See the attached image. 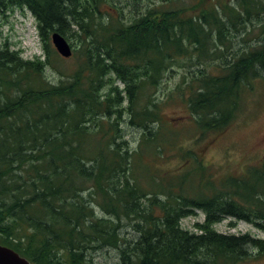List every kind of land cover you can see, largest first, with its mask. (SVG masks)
<instances>
[{
  "label": "trees",
  "instance_id": "1",
  "mask_svg": "<svg viewBox=\"0 0 264 264\" xmlns=\"http://www.w3.org/2000/svg\"><path fill=\"white\" fill-rule=\"evenodd\" d=\"M111 2L0 0V27L7 12L26 8L43 48L42 57L24 59L0 47V244L31 264H95L105 249L118 251L117 264L264 258V238L216 229L231 220L264 233V163L216 178L202 152L177 143L182 132L158 95L167 73L184 70L171 99L187 107L193 134L225 132L264 71V43L235 51L249 27L264 31V0L141 11V0H128L119 17L104 11ZM54 32L70 41L71 58L54 48ZM126 126L141 132L135 148ZM178 157L194 168L167 175L149 163ZM198 212L205 220L185 229Z\"/></svg>",
  "mask_w": 264,
  "mask_h": 264
},
{
  "label": "rangeland",
  "instance_id": "2",
  "mask_svg": "<svg viewBox=\"0 0 264 264\" xmlns=\"http://www.w3.org/2000/svg\"><path fill=\"white\" fill-rule=\"evenodd\" d=\"M199 0H175V4L165 3L162 5L158 0H141L139 3L140 11L151 8H162L163 10H173L179 6L192 5ZM128 0H114L104 7V11L119 17L118 11L127 4ZM137 17V16H136ZM134 18L132 10L126 11V22ZM3 25L0 27L3 40L0 47L8 43L13 50H21L24 59H34L36 56H43L42 42L39 37L38 27L35 18L26 8L22 10L9 11L2 16ZM248 35L237 38L235 51L243 53L253 50L258 45L264 43V31L261 27H249ZM71 42H74L72 39ZM66 68L70 65L66 63ZM211 67H213L211 65ZM216 70L212 71L215 72ZM186 72L178 69L175 72L167 73L163 83L160 86L159 97L163 102H167L164 108L165 119L179 128L182 133L178 135V142L186 149H194L196 152H202L201 157L204 164L208 167L210 174L216 178L226 175L248 174L249 167H261L264 163V71L262 77L255 79L248 90L245 92L242 100V106L236 121L230 125L227 130L220 134L212 133L206 139L198 138L193 134L191 116L187 107L180 102L179 98H173L172 94L176 86L180 84L183 75ZM50 78H57L58 75L48 74ZM125 134L131 141L132 147H137L140 142L141 132L137 129L125 127ZM152 169L165 171L167 175L173 171L192 170L193 165L178 158H171L166 163L160 164L157 161H149ZM197 172V171H196ZM202 172H197L198 178ZM178 175L177 172L173 176ZM205 215L198 212L195 216L186 218L182 221V226L190 231H196L195 225L202 223ZM231 220H225L216 226V229L222 233L246 234L250 233L255 237L264 238V233L258 231L246 222H238L235 227L230 226ZM125 235L130 239L135 238L136 234L126 231ZM255 253V252H254ZM119 262L118 251L114 249H105L94 255L95 264H117ZM243 264H264V258L257 257L256 253Z\"/></svg>",
  "mask_w": 264,
  "mask_h": 264
},
{
  "label": "water",
  "instance_id": "3",
  "mask_svg": "<svg viewBox=\"0 0 264 264\" xmlns=\"http://www.w3.org/2000/svg\"><path fill=\"white\" fill-rule=\"evenodd\" d=\"M52 43L58 54L69 59L73 55V47L71 43L59 32H54L51 36ZM0 264H31L26 258L21 257L13 249L0 244Z\"/></svg>",
  "mask_w": 264,
  "mask_h": 264
},
{
  "label": "bare ground",
  "instance_id": "4",
  "mask_svg": "<svg viewBox=\"0 0 264 264\" xmlns=\"http://www.w3.org/2000/svg\"><path fill=\"white\" fill-rule=\"evenodd\" d=\"M195 252V251H194Z\"/></svg>",
  "mask_w": 264,
  "mask_h": 264
}]
</instances>
